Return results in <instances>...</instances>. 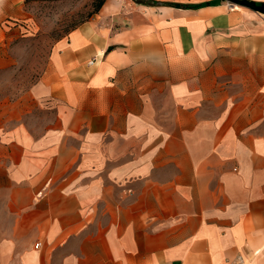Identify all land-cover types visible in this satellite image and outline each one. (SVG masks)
<instances>
[{
    "label": "crops",
    "instance_id": "crops-1",
    "mask_svg": "<svg viewBox=\"0 0 264 264\" xmlns=\"http://www.w3.org/2000/svg\"><path fill=\"white\" fill-rule=\"evenodd\" d=\"M111 3L0 106V264H264V13Z\"/></svg>",
    "mask_w": 264,
    "mask_h": 264
},
{
    "label": "rangeland",
    "instance_id": "rangeland-1",
    "mask_svg": "<svg viewBox=\"0 0 264 264\" xmlns=\"http://www.w3.org/2000/svg\"><path fill=\"white\" fill-rule=\"evenodd\" d=\"M211 0H109L112 9L121 12L124 23H147L165 27L173 21L183 22L181 16L172 15L174 4H196ZM94 0H22L12 17L6 19L5 46L0 47V106L16 101L41 75L47 64L53 43L72 28L88 21ZM220 8L206 15L208 27L231 25L228 15L241 6L237 1L218 0ZM170 4V5H169ZM257 5H260L259 2ZM98 12V11H97ZM150 13L152 18H143ZM170 13V14H169Z\"/></svg>",
    "mask_w": 264,
    "mask_h": 264
},
{
    "label": "trees",
    "instance_id": "trees-1",
    "mask_svg": "<svg viewBox=\"0 0 264 264\" xmlns=\"http://www.w3.org/2000/svg\"><path fill=\"white\" fill-rule=\"evenodd\" d=\"M105 1L106 0H94V2H93V7H94L93 8V12L96 13L97 11H99V9L102 7V5L104 4ZM134 1L136 3H141V4L145 3V0H134ZM218 3H219L218 0H211V1H205V2L196 3V4H184V5L183 4H174V5H171V6L178 7V8H199V7L208 6V5H216Z\"/></svg>",
    "mask_w": 264,
    "mask_h": 264
},
{
    "label": "water",
    "instance_id": "water-1",
    "mask_svg": "<svg viewBox=\"0 0 264 264\" xmlns=\"http://www.w3.org/2000/svg\"><path fill=\"white\" fill-rule=\"evenodd\" d=\"M234 3V0H232ZM239 3L241 6L247 7L249 9L264 13V4L257 5L253 1L249 0H235V2Z\"/></svg>",
    "mask_w": 264,
    "mask_h": 264
}]
</instances>
